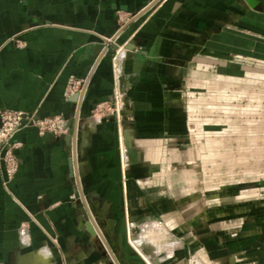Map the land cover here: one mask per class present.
I'll use <instances>...</instances> for the list:
<instances>
[{
	"label": "crops",
	"instance_id": "0c3cea01",
	"mask_svg": "<svg viewBox=\"0 0 264 264\" xmlns=\"http://www.w3.org/2000/svg\"><path fill=\"white\" fill-rule=\"evenodd\" d=\"M71 76L85 80L83 98L65 96ZM115 92L120 123L94 113ZM257 96L262 104L264 0H0V109L68 126L15 136L18 171L7 184L0 172V264H110L104 239L118 264H154L127 228L159 222L151 240H183L164 251L167 264L191 253L264 264V183L207 185L211 160L264 142L251 133ZM177 159L184 168L171 169ZM245 186L251 197L235 200Z\"/></svg>",
	"mask_w": 264,
	"mask_h": 264
},
{
	"label": "rangeland",
	"instance_id": "374dc122",
	"mask_svg": "<svg viewBox=\"0 0 264 264\" xmlns=\"http://www.w3.org/2000/svg\"><path fill=\"white\" fill-rule=\"evenodd\" d=\"M210 80L211 79H209L208 81ZM196 91L197 92L194 95H195V98L197 99L200 96V90L197 89ZM210 92H213L214 94L215 93L214 88L210 90ZM258 98L259 96H257V101L255 100L256 107H255L254 114L251 115V119L253 118L255 121V122L253 121L255 123V128H254V131L252 129H251L252 131L250 130L251 133H253L256 137L264 135V127L263 125H261L262 122L259 121L263 119L264 102H262L261 104ZM239 102L246 105L249 102V99L246 97H240ZM199 105L200 107H204L203 106L204 104H199ZM209 106L212 107L216 105H209ZM122 111H123V102H122V108L120 109V114H121L120 119H122ZM110 116H112L115 120H117V118L114 115H110ZM196 117H201V116H198V113H197ZM202 117L204 116L202 115ZM209 117L210 119H214L216 117V113L214 112L210 113ZM240 123L242 122L240 121ZM194 125H196V122H193V125H192L193 128L196 127ZM247 130L248 129H246V131ZM243 132L244 131L241 130V133ZM195 135H197V133ZM246 146L247 144H244L240 147V153L236 154V156L239 158L232 159L230 157L231 153H229L228 155L229 158L227 159L216 158V159L211 160V162H209V166H208L209 175L207 179L208 188L215 190L214 188H219L222 185H231V184H235L237 182H242V181L247 184L249 183L252 184V182H257V184L259 183L262 185V183H264V142H260V144H258V142L251 143L250 147H253V146L256 147V151L254 152H249V153L245 152V150L247 149ZM133 161L134 160L130 156L125 146V150L124 149L121 150V160H120V167H121V171L124 177L127 175L128 173L127 171L129 170V168L133 165ZM197 161L199 163L200 160H197ZM219 165L221 166V168L217 169L216 167ZM180 168H184V163H183V160L177 159L175 160V163H173V166H171V169L178 170ZM175 179L177 180L178 184L183 183L182 175L178 172L175 174ZM246 187L247 186H245V191L243 195L240 196L239 199H235V200H244V199L251 197V196H248L247 194L248 188ZM258 192H259V194L257 195L258 198L264 197V190L258 191ZM230 199L232 198L230 197ZM219 206L220 204H218L216 201H213V203H211L209 206V210L217 209L219 208ZM95 219L97 221L98 226L101 227V223L99 219L96 216H95ZM162 224H163L162 222L158 223L159 226H161ZM158 227H154L150 224H145V223L138 224L135 227L129 226L127 228V232L129 233V239H128L129 245L132 247L133 250L142 254L136 248V246H134V244L131 242L133 240L138 245H140L141 247L140 249L142 252L144 251L146 254H149L154 264H167L168 262V259L166 258L167 254H164V251L166 252L168 251V249L170 250L173 247L182 248L183 240H171V241L162 240L156 243L155 241L149 238L150 237L149 235H150L151 229L158 228ZM22 240L24 239L22 238ZM98 243L101 247V250L104 252L105 256L109 258L110 264H118L109 244L106 242L104 244L101 241H99ZM108 250L111 252L112 255L108 252ZM204 259L205 258L200 257L199 254L197 253H191L190 256H188L185 259V261L182 262L181 264H215L213 262H210Z\"/></svg>",
	"mask_w": 264,
	"mask_h": 264
},
{
	"label": "built area",
	"instance_id": "2783aa9c",
	"mask_svg": "<svg viewBox=\"0 0 264 264\" xmlns=\"http://www.w3.org/2000/svg\"><path fill=\"white\" fill-rule=\"evenodd\" d=\"M119 18H121L120 14ZM20 43L23 44V42ZM85 92V80H79L71 76L65 89V96L79 93L82 94L83 98ZM121 108L122 97L118 92H115L113 100L98 103L94 109V113L104 116L114 115L120 123ZM0 120V172L2 173L4 184H7L15 176L19 168L16 151L22 146V143L17 141L15 136L20 130L34 127L40 135L46 132L61 135L65 134L68 129L67 121L62 115L40 117L36 112L0 109Z\"/></svg>",
	"mask_w": 264,
	"mask_h": 264
},
{
	"label": "water",
	"instance_id": "95a60500",
	"mask_svg": "<svg viewBox=\"0 0 264 264\" xmlns=\"http://www.w3.org/2000/svg\"><path fill=\"white\" fill-rule=\"evenodd\" d=\"M155 1H156V0H155ZM117 48H118V46L115 45V46H114V49H117ZM76 96H78L77 93L75 94V97H76ZM0 124H1V120H0ZM72 134H73V129H72V126H71V127L69 128V130H68L67 139H71V138H72ZM126 148H127L128 152H129V154H130V156H131L133 153H132V151L130 150L128 144H126Z\"/></svg>",
	"mask_w": 264,
	"mask_h": 264
},
{
	"label": "bare ground",
	"instance_id": "6f19581e",
	"mask_svg": "<svg viewBox=\"0 0 264 264\" xmlns=\"http://www.w3.org/2000/svg\"><path fill=\"white\" fill-rule=\"evenodd\" d=\"M219 142H220V141H219ZM94 222H95V221H94ZM95 224H96V227H95V228H97L96 231H98L99 235L103 237L104 235L102 234V229L98 226V224H97L96 222H95ZM102 237H101V238H102ZM103 238H105V237H103ZM103 238H102V239H103ZM103 241L106 242L105 239H104Z\"/></svg>",
	"mask_w": 264,
	"mask_h": 264
}]
</instances>
